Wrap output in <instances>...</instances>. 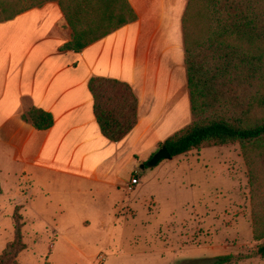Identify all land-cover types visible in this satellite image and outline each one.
<instances>
[{
    "label": "rangeland",
    "instance_id": "obj_1",
    "mask_svg": "<svg viewBox=\"0 0 264 264\" xmlns=\"http://www.w3.org/2000/svg\"><path fill=\"white\" fill-rule=\"evenodd\" d=\"M150 53L155 84L163 52L147 50L145 55ZM183 68L181 85L171 78L163 81L157 96L147 97L156 96L167 106L148 126L143 141L129 142L119 151L107 145L104 162L87 164L89 171L117 174L121 184L115 185L112 177L47 174L29 188L25 179L17 187V177L7 175L9 182L3 180L5 192L0 193V254L14 240L15 215L20 214L27 245L18 257L21 264H191L223 255L232 256L225 264H264L252 223L253 198L264 208V154L248 151L259 176L255 196L238 142L150 164L163 142L192 122V113L182 125L175 119L182 94L189 95ZM145 110L142 118L149 117ZM168 116L172 122L162 138L157 130ZM135 176L139 183L130 186Z\"/></svg>",
    "mask_w": 264,
    "mask_h": 264
},
{
    "label": "crops",
    "instance_id": "obj_2",
    "mask_svg": "<svg viewBox=\"0 0 264 264\" xmlns=\"http://www.w3.org/2000/svg\"><path fill=\"white\" fill-rule=\"evenodd\" d=\"M129 1L138 20L81 52L61 49L72 39L73 32L58 2H48L0 22V183L3 191L4 184L9 182L7 175L12 174L17 177V187L25 179L31 188L33 182L44 179L47 174L93 180L112 177L115 185L121 184L117 174L89 171L87 164L104 162L103 150L107 145L119 151L129 142L143 141L148 126L167 106L156 97L163 81L167 84L175 78L176 85H181L186 66L182 19L189 0ZM147 50L163 52L158 62L162 67L159 83L152 82L149 67L153 59L151 53L145 55ZM95 76L124 80L138 96V124L119 142L106 138L96 120L94 98L89 90V81ZM150 94L156 95L152 97L155 101L147 100ZM182 97L175 115L180 125L191 115L189 95L182 94ZM27 101L31 106L51 112L54 126L38 130L24 121L22 113L31 107H27ZM145 106L149 117L142 118ZM165 121L157 130L162 138L168 134L164 129L172 119L168 116Z\"/></svg>",
    "mask_w": 264,
    "mask_h": 264
},
{
    "label": "trees",
    "instance_id": "obj_3",
    "mask_svg": "<svg viewBox=\"0 0 264 264\" xmlns=\"http://www.w3.org/2000/svg\"><path fill=\"white\" fill-rule=\"evenodd\" d=\"M23 2L28 6L18 8ZM48 2H58L73 32L62 50L81 52L138 20L129 0H0V22ZM182 25L192 122L168 137L162 147L175 157L193 149L240 143L255 196L259 176L248 151L258 149L264 154V0H189ZM89 90L102 134L113 142L124 139L139 121V99L132 85L95 76ZM22 119L38 130L55 123L51 112L36 106L23 112ZM22 220L15 215V237L0 254V264H21L18 257L27 248ZM252 223L254 239L260 241L257 253L264 258V208L255 197ZM231 259L223 255L191 264H225Z\"/></svg>",
    "mask_w": 264,
    "mask_h": 264
},
{
    "label": "water",
    "instance_id": "obj_4",
    "mask_svg": "<svg viewBox=\"0 0 264 264\" xmlns=\"http://www.w3.org/2000/svg\"><path fill=\"white\" fill-rule=\"evenodd\" d=\"M172 158V155L167 147H162L151 159L150 164L156 165L163 159H170ZM142 169H144V165L142 166Z\"/></svg>",
    "mask_w": 264,
    "mask_h": 264
},
{
    "label": "built area",
    "instance_id": "obj_5",
    "mask_svg": "<svg viewBox=\"0 0 264 264\" xmlns=\"http://www.w3.org/2000/svg\"><path fill=\"white\" fill-rule=\"evenodd\" d=\"M139 183V178L138 176H135L132 178L131 185L130 186H135Z\"/></svg>",
    "mask_w": 264,
    "mask_h": 264
}]
</instances>
